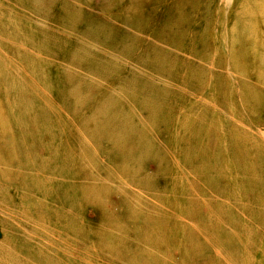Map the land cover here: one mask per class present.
<instances>
[{
    "label": "rangeland",
    "instance_id": "1",
    "mask_svg": "<svg viewBox=\"0 0 264 264\" xmlns=\"http://www.w3.org/2000/svg\"><path fill=\"white\" fill-rule=\"evenodd\" d=\"M254 1L0 0V122L8 129L0 137V264H264V80L252 70L235 75L227 60L214 64L235 45L239 7ZM86 24L101 29L87 37L98 59L89 62L73 44ZM165 26L176 46L161 40ZM259 36L264 42V26ZM159 49L169 59L145 72ZM65 74L82 84L76 111L63 95ZM241 83L255 89L253 100H241ZM19 88L31 100L26 110ZM106 96L105 110L120 109L130 145L149 160L145 169L126 156L121 135L76 130ZM196 131L206 156L191 150ZM86 183L96 189L87 198Z\"/></svg>",
    "mask_w": 264,
    "mask_h": 264
},
{
    "label": "bare ground",
    "instance_id": "2",
    "mask_svg": "<svg viewBox=\"0 0 264 264\" xmlns=\"http://www.w3.org/2000/svg\"><path fill=\"white\" fill-rule=\"evenodd\" d=\"M253 3H252L251 7L247 6L248 5L247 4L243 7H239V10L237 9L239 11L238 15L235 19V23L230 28V29H233L230 32V34H231L230 38L232 39V40L230 39V41H231L230 43L231 44L234 43L235 45L233 44L234 46H230L228 48L229 54L227 53L226 59L224 58V60H223L222 58H218V59L214 60V64H224V62L227 60L226 62L230 64L231 70L235 75L240 76V75L244 74L246 71L252 70L251 73L255 74L254 78H256L257 82L262 83V81H260L259 79L264 80V42L259 36V30L262 26H264V0H255ZM179 8H180V5L177 4V7L174 9H176V12H177V11H179ZM62 17L64 18L65 14H63ZM63 18H62V22H67L70 20V18H68V17L64 18V19ZM72 19H74V18H72ZM225 19H228V17ZM165 28L166 29L163 32L162 36H160L161 40L166 39V42H168L170 45L176 46L178 44V39L176 40L177 36L173 32H169L167 30L169 27L165 26ZM99 29H100V26L97 28L96 24H93V25L86 24V27L84 29L86 31V33H82L81 34L82 38H76L75 41L73 42V44L76 42L74 53H76V55L86 54V55H84L85 56L84 58L88 62H89L88 58H91L90 57L91 55H88V53H89L88 47L89 46H87L86 44H90V42L87 41V39H88L87 37L94 34L95 31H97ZM70 31L72 33L75 32L73 30H70ZM100 31H101V29H100ZM112 33H114V32L112 30L108 29L107 34H106V40H109L110 35ZM83 42H84V46L82 44ZM148 44H150V43H148ZM116 45H117V43H116V40L114 39L113 43L107 45L106 51L107 52L112 51ZM89 49H91V48L89 47ZM71 55H73V52ZM147 57L150 58V59H148L150 61L148 62L147 66H145V72H147L146 70H148L149 67L151 68V66L157 67L156 64H158L161 60L169 59L166 56V52H165V54H163L162 49H159V51L150 52L149 56H147ZM91 59L93 61L98 60V59H94V58H91ZM73 66H74V64H73ZM245 66H250L251 69H246V68H244ZM94 68H95L94 70H97V68L95 66H94ZM98 68H103V66H98ZM97 72H99V71H97ZM31 74H32V71L29 70V72H27V75L32 78ZM104 74L105 73H103V76H104ZM75 76H77V75H75ZM73 77H70L67 74L64 75V79H63V81H65L64 87L68 86V88L66 89V87H65L63 89V95H66L69 98V100L74 104V106H76V107L72 106V108H75V111H76L78 107L83 106L85 103L82 100L80 94L76 93V92H79V89H80L79 85L81 86L82 84H80L79 80L74 79ZM262 84H260V85L262 86ZM89 85L92 87V91L101 92L100 86L98 83H90ZM241 85H242V88L244 90V93L242 95L241 100L245 103L253 100L254 98L252 97V95L253 94L255 95V93H254L255 89H253V88H252L253 90L250 89L251 87L246 86L244 83H241ZM263 87H264V84H263ZM18 90L21 92V95L19 96V98L21 99V101L23 102V105H24L22 108L24 110H26L29 108V105L27 104V102L31 101V100L29 99V97L25 94V92L21 88H19ZM75 95H77L78 97ZM256 96L259 97L258 95H256ZM157 98H158V96L156 95V99ZM222 98H223V96H222ZM111 102H112L111 98L109 96H106V97L101 99V102H99L98 104H96L95 106L92 107V110H93L92 114H89V115H82L81 114V116H79L78 123L76 125V130H78L81 127V129L84 132H87V136H89L88 134H90V135H109V134L112 135L113 134L114 136L121 135L122 139L128 143L127 150L124 149L126 156H127V154H128V156H129V154L133 155L135 158V164L137 165V167L139 166L137 169L138 170H139V168L145 169L146 164L149 162V160L145 156L143 157L140 154L139 146L130 145V140H129L130 137L128 135L129 129H128L127 125L123 124L126 121L125 119H123L124 115L122 113L118 112V109H119L118 107H116V109L111 110V111L105 110V108ZM140 105L143 106L144 108L146 107L145 109L147 111H150L154 115H158V114H161V112H164V108L161 107L160 105H151L150 106V104H148L147 101H145V102L141 101ZM104 112H106V115L104 114ZM6 130H8V129L4 126L3 121H1L0 122V137H2L4 135V132ZM208 132H212V133H209L210 135H212L215 132L214 127L211 126L208 129ZM196 133L197 134H195V132H194L189 137L191 150H193L198 155H202V156L205 155L206 156L210 153V151L208 149L204 148L202 145H199V142H200L199 140L201 138V136H200L201 131H196ZM142 136H143V134H142ZM142 136H140L137 139L138 142H141L140 146H142L144 143L145 144L147 143L146 140H144V138ZM84 137H85V135H82L81 139H79L78 143L81 142L80 144H84L86 142ZM3 141L5 143V147L7 150L6 153L10 156L13 155L14 149H13V145H12L10 139H4ZM234 143L237 146H239L237 142H234ZM234 143H229V146H227V147L229 148V150L231 151V153L233 155H239L240 153L234 154L235 152L236 153L240 152V151H238V149L234 150V148H236L234 146ZM136 153H137V155H136ZM238 163H239L238 166H240L244 170V168H243L245 166L244 162L239 161ZM127 167L128 168L125 169V172H127V175L132 176V174H133L132 166L127 165ZM139 182L143 183V184H147L149 182L146 173H143V172L141 173V177H140ZM90 184L86 183L85 185L82 186L83 187V196L85 198L91 197L93 195V191L95 189V186L90 185ZM96 186H100V185H96ZM100 197H102V196H100Z\"/></svg>",
    "mask_w": 264,
    "mask_h": 264
}]
</instances>
